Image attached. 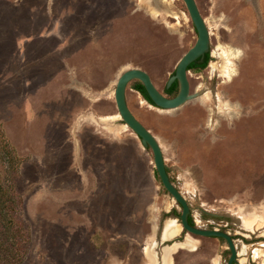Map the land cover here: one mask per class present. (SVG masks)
I'll return each mask as SVG.
<instances>
[{"label":"rangeland","instance_id":"obj_1","mask_svg":"<svg viewBox=\"0 0 264 264\" xmlns=\"http://www.w3.org/2000/svg\"><path fill=\"white\" fill-rule=\"evenodd\" d=\"M196 3L210 51L188 71L194 98L161 109L132 81L126 101L160 143L194 225L228 232L238 264H264V0ZM196 40L183 0H0V153L2 132L19 159L18 232L2 264H163L169 254L172 264H227L224 240L182 226L169 235L182 208L114 99L130 68L165 94ZM243 213L261 220L248 229ZM187 238L194 248L170 249Z\"/></svg>","mask_w":264,"mask_h":264},{"label":"water","instance_id":"obj_2","mask_svg":"<svg viewBox=\"0 0 264 264\" xmlns=\"http://www.w3.org/2000/svg\"><path fill=\"white\" fill-rule=\"evenodd\" d=\"M183 1L197 32V40L181 57L174 74L168 79L166 87H170L174 81L178 82L179 90L177 94L173 97L166 96L156 88L150 75L146 71L140 68H130L120 74L114 90V99L121 119L137 135L143 147L151 150L155 170L162 186L173 197L177 204L181 206L182 210L178 220L183 231L196 236L214 237L224 240L230 252L227 264H238L236 245L233 237L228 232L219 228H201L189 222L191 207L187 199L170 179L160 143L156 136L135 117L126 101V88L128 84L134 80H138L143 84L154 105L161 109H176L194 98L195 94L190 93V85L187 76L189 71L188 67L193 62L202 61L205 55L209 53L210 33L200 13L196 0Z\"/></svg>","mask_w":264,"mask_h":264},{"label":"trees","instance_id":"obj_3","mask_svg":"<svg viewBox=\"0 0 264 264\" xmlns=\"http://www.w3.org/2000/svg\"><path fill=\"white\" fill-rule=\"evenodd\" d=\"M209 61V53L205 55V58L201 62H193L189 65L188 69H200L207 65ZM133 88L138 91L150 104L154 103L148 96L143 84L134 80ZM178 82L174 81L170 87H165L164 93L170 96H174L178 92ZM2 140H1V150L0 153V163L4 159L7 158V162L9 163V169H6V173L3 177L2 173H0V261H7L10 253L11 245H14L13 239L14 236L17 235V230L15 229L17 220L16 213L18 210V202L14 196L13 192V184H12V174L13 168H15L19 162L18 157L15 154L13 148L9 146V144L4 139V136L1 132ZM179 217V214H176ZM189 222L194 225L192 218L189 217ZM214 238V237H213ZM7 258V260H6ZM2 264V262H0Z\"/></svg>","mask_w":264,"mask_h":264},{"label":"bare ground","instance_id":"obj_4","mask_svg":"<svg viewBox=\"0 0 264 264\" xmlns=\"http://www.w3.org/2000/svg\"><path fill=\"white\" fill-rule=\"evenodd\" d=\"M143 3H144V2H143ZM154 5H155V4H154ZM230 52H231L232 55L235 54V52H234L233 49H232ZM236 54H237V53H236ZM228 64H229V63H228ZM230 65H231V64H230ZM233 71H234L233 68H232V69H229V71H228V75H227L228 78H231V76H233ZM262 207H264V206H262ZM242 208H243V207H242ZM255 208H256V207H255ZM256 209H257V208H256ZM241 210H243V209H241ZM255 211H258V209L255 210ZM260 211H261V210H260ZM263 211H264V210H263ZM239 214H240V212H239ZM260 214H261V213H260ZM242 216H243V223H244L245 227H247L248 229L251 228V227L253 226V224L256 222L257 218L261 220V218H259L260 215L257 216V215H255V213H246V214L243 213ZM258 221H259V220H258ZM261 222H262V221H261ZM262 223L264 224V221H263ZM180 231H181V225L178 224L177 222L174 223V221H173V222H171L170 224L167 225V232L169 233L170 236H175V235H177ZM178 245H182V246H190L191 248H194V247H195V246H194V243H193V241H192V239L187 238L185 243H183V244H177V245L175 244V246H172V248H170V249H171L172 251H174V249H175L176 246H178ZM168 249H169V248H168ZM260 250H261V249H256V250L254 251V253H255L256 256L259 255ZM144 252H145L150 258H152V260H154V255H153V253L151 252V249H150L149 245L145 246ZM145 258H146V257H145ZM148 261H149V260H148ZM163 264H172V258H171V255H170V254H169V256L164 257Z\"/></svg>","mask_w":264,"mask_h":264},{"label":"flooded vegetation","instance_id":"obj_5","mask_svg":"<svg viewBox=\"0 0 264 264\" xmlns=\"http://www.w3.org/2000/svg\"><path fill=\"white\" fill-rule=\"evenodd\" d=\"M205 58V57H204ZM203 61V60H202ZM198 62V61H197ZM201 62V61H200Z\"/></svg>","mask_w":264,"mask_h":264}]
</instances>
